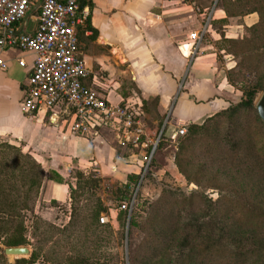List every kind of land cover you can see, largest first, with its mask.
<instances>
[{"label":"crops","instance_id":"obj_1","mask_svg":"<svg viewBox=\"0 0 264 264\" xmlns=\"http://www.w3.org/2000/svg\"><path fill=\"white\" fill-rule=\"evenodd\" d=\"M210 1L81 0L78 10L87 11V19L77 28L78 51L90 73L84 82L107 92L113 103L121 98L137 100L149 135H153L147 123L150 119L156 124L165 118L168 127L176 123L184 127L239 102L241 91L226 77L235 61L227 58L223 37L241 35L254 13L227 18L221 5L209 12L207 5L196 10L197 2ZM36 13L29 15L24 25L22 18L7 30L14 35L21 28L22 33L33 32L36 21L30 22ZM207 18L210 27L206 39L198 51L188 54L180 45L191 42L189 34L199 30ZM3 33L0 28V35ZM0 59L5 63L0 66V143L20 147L40 164L45 179L37 204L40 200L45 204L67 203L69 184L74 185L70 182L73 170L121 183L127 182L128 174L140 172V165L130 155L137 149L120 147L109 129L103 128L90 138L70 133L64 104L24 113L21 103L33 56L6 45L0 49ZM19 60L24 61L23 66ZM51 172L57 180L48 178ZM110 216L115 220L116 213ZM15 262L7 259L5 264ZM32 264L52 263L37 260Z\"/></svg>","mask_w":264,"mask_h":264},{"label":"trees","instance_id":"obj_2","mask_svg":"<svg viewBox=\"0 0 264 264\" xmlns=\"http://www.w3.org/2000/svg\"><path fill=\"white\" fill-rule=\"evenodd\" d=\"M221 6L227 18L256 13L258 19L247 27L243 34L236 37H223L225 49L237 59L236 65L227 70L226 77L231 85L241 91V100L208 118L218 114L232 117L239 110L250 108L257 88L264 83V0H222ZM253 38L257 45L252 46L251 52H248L250 50H246L247 44ZM245 71L257 73L253 84L246 83L244 79H236ZM187 127L188 137L204 133L207 129L206 123H191ZM258 133L260 137L255 139L252 145L255 156L245 160L243 167L247 171L262 173L264 171L263 120L260 122ZM225 141L231 149L235 150L239 146L238 140L234 138L227 137ZM248 141L251 143L252 140L248 139ZM175 165L189 183L197 184L188 175L182 160L175 158ZM76 174L75 184H69L72 211L66 225L56 227L51 223H42L36 218L31 222V229H34L33 233H35L39 224L47 225V230L51 234L46 237L45 231L41 232L44 243L56 234L54 243L57 244L58 233L64 234L62 239L68 252L63 260L58 261V264L63 261L70 264H105L111 257L102 251L103 245L106 244L103 242L110 241L116 232L113 231V226L108 224L109 222L98 223L102 212L106 213L107 208L91 189L97 187L100 180L93 173L84 174L76 171ZM54 176L55 173L51 172L48 178L57 180ZM140 178L139 174L127 175V182L120 186L122 187L120 200L130 198L133 192L130 188L132 189L133 183L137 184ZM144 178L145 176L141 179ZM44 179L43 169L30 154L23 153L17 146L6 142L0 143L1 259L4 248L30 244L27 240L26 213L33 212ZM79 190L87 191L89 200L87 198L88 201L84 205L76 206V200L81 195L78 193ZM230 191L227 190L225 193L234 196L235 192ZM195 192L192 190L189 194H195ZM176 213L178 220L170 247L159 258L145 264H264V206L244 204L203 206L196 210L194 206H177ZM122 215L126 217V211L118 210V217L121 218ZM136 215L132 212L129 218L127 216L129 225H138L135 220ZM121 227L125 228L124 222L121 223ZM121 230L117 234H120L122 238L124 232ZM39 254L40 251L34 248L28 258H19L15 263L32 264L39 260Z\"/></svg>","mask_w":264,"mask_h":264},{"label":"rangeland","instance_id":"obj_3","mask_svg":"<svg viewBox=\"0 0 264 264\" xmlns=\"http://www.w3.org/2000/svg\"><path fill=\"white\" fill-rule=\"evenodd\" d=\"M205 5L208 7L206 12H209L217 5H222V0H212L205 4L197 2L196 10H202ZM257 19L256 13L253 18L249 17L246 21L248 25L243 27L241 34L252 25L253 20L257 21ZM256 45L253 38L247 44L246 50L251 52L252 46ZM226 56L230 60H234L236 65L235 56L231 53ZM256 76L255 71H245L236 79H244L246 83L253 84ZM263 94L264 83L257 88L250 108L241 109L232 117L218 114L211 118H205L197 124L206 123V131L192 137H188L187 127L191 123H185L186 132L183 135L179 134L174 137L173 128H178L180 124L176 123L168 127L165 118L160 119L156 124L152 119L147 121L151 134L157 136L162 133L153 157L147 164L143 175L145 178L143 180L140 178L137 184L133 183L132 189L130 188L133 192L127 200L126 209H123L126 211V217L124 215L121 218L118 217V209L123 201L120 200L122 191L120 186L124 183L119 180L103 181L99 178L98 186L91 189L107 208V214L110 212L109 208L112 209V215L116 213L115 220L109 216L112 223H108L111 227L113 226L112 229L116 234L110 241L103 242L106 244L103 245L102 251L111 257L105 264H145L159 258L170 247L174 227L178 220L177 206H194L195 210L203 206H238L239 204L264 206V171L262 173L252 172L243 167L245 160L255 156L252 145L254 140L260 137L258 132L262 121L256 106ZM227 137L238 140L237 149H231L229 145H226L225 138ZM248 139L252 140L251 143ZM122 154L125 153L122 152ZM175 158L183 161L188 175L197 184L189 183L178 171ZM76 171L78 170L71 171L70 177L73 180L69 179L74 184L77 180ZM220 188H224V190L221 191ZM192 190L197 193L189 194ZM227 190L235 192V195L226 194ZM78 193L81 195L78 196L75 205H84L89 200L88 192L79 190ZM38 201L39 197L33 212L26 213L27 240L30 244L25 246L29 247L30 253L34 248L40 251V261L58 264V261L63 260L64 255L68 252L62 239L64 234L58 233L57 244L54 243L56 234L48 240L50 243L48 241L44 243L41 232L45 231L46 237L51 234L47 230V225L39 224L38 230L33 233L31 222L38 218L42 223L63 227L70 218L71 200L69 199L67 203L50 202L49 204H45L41 200L37 204ZM132 212L137 214L135 220L138 225L136 226H131L128 222ZM104 213L102 212V214ZM122 222L125 223L124 229L121 227ZM98 223H100L99 220ZM119 230L124 232V237L121 238L120 234H117ZM28 257L29 255L10 257L4 253L3 258H0V263H5L7 259L16 261L19 258ZM50 258L52 260H49ZM60 264L70 263L63 261Z\"/></svg>","mask_w":264,"mask_h":264},{"label":"built area","instance_id":"obj_4","mask_svg":"<svg viewBox=\"0 0 264 264\" xmlns=\"http://www.w3.org/2000/svg\"><path fill=\"white\" fill-rule=\"evenodd\" d=\"M37 1L0 0V28L4 30L0 35V49L6 45L17 46L33 56L22 111L33 114L39 109L50 110L57 104H64L69 113L66 124L75 136L90 138L103 128L109 129L116 135L120 147L139 151H131L130 155L140 165L138 174L142 178L160 134L146 133L144 111L137 100L121 98L118 103H113L107 92L84 82L90 73L78 51L77 28L87 19V11L78 10L81 0H42L33 32L18 35L6 32L22 20ZM209 27L207 18L199 30L189 34L191 42L180 45V48L194 54L201 47ZM18 63L24 65L23 60ZM0 66H5L2 59ZM173 131L176 137L183 135L186 128L182 126ZM126 207L127 200H123L118 210ZM110 215V212L102 214L100 223L110 222Z\"/></svg>","mask_w":264,"mask_h":264},{"label":"water","instance_id":"obj_5","mask_svg":"<svg viewBox=\"0 0 264 264\" xmlns=\"http://www.w3.org/2000/svg\"><path fill=\"white\" fill-rule=\"evenodd\" d=\"M41 2H42V0H38L36 3H34L28 9L26 15L23 18V25L25 24V20L29 17V15L34 14L35 12H37ZM34 21H36V18L33 17L31 19L30 24L32 22H34ZM23 25H22V27H23ZM6 32L12 33V32H10L8 30H6ZM21 33H22V28L19 31L15 32V34H21ZM256 107H257V111H258V114H259L260 118L264 121V94L260 98V100L257 103ZM4 253H5L6 256H10V257H24V256H27V255L30 254V250H29V247H27V246H13V247L4 248Z\"/></svg>","mask_w":264,"mask_h":264}]
</instances>
